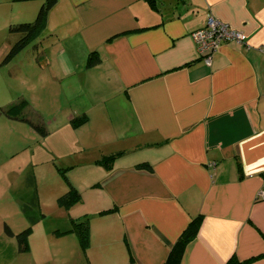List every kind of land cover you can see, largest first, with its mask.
Segmentation results:
<instances>
[{
  "label": "crops",
  "instance_id": "1",
  "mask_svg": "<svg viewBox=\"0 0 264 264\" xmlns=\"http://www.w3.org/2000/svg\"><path fill=\"white\" fill-rule=\"evenodd\" d=\"M41 4L0 0V52L19 35L9 24L32 20ZM209 17L246 40L222 43L205 64L192 32ZM42 40L15 61L33 67L26 77L35 86H56L61 112L45 137L55 135L52 160L87 166L125 152L109 167L77 169V188L82 181L88 190L90 264H163L198 213L180 264H224L231 255L264 264V0H156V8L56 0ZM91 51L100 61L87 67ZM81 112L87 121L72 126ZM142 161L152 169L137 168ZM114 242L120 262L103 247Z\"/></svg>",
  "mask_w": 264,
  "mask_h": 264
},
{
  "label": "rangeland",
  "instance_id": "2",
  "mask_svg": "<svg viewBox=\"0 0 264 264\" xmlns=\"http://www.w3.org/2000/svg\"><path fill=\"white\" fill-rule=\"evenodd\" d=\"M28 48L18 56L24 57L32 46ZM5 50L0 52V62ZM15 60L0 64V107L23 97L49 130L50 125L53 127L49 124L50 117L61 112L58 104L53 103L56 86H35L31 78L26 77L33 67L20 66ZM13 70L16 73L11 75ZM31 117L37 119L38 116L32 113ZM45 137L39 136L26 121L0 113V264H90L87 251L89 247L93 249L95 242L91 246L88 240L84 251L76 232L54 234L56 229H68L71 217L85 213L88 190H84L85 182L81 181L80 201L69 206L56 203V197L65 190L66 184L58 172L57 159L52 160L48 148L55 144V135L49 143ZM80 176L81 172L77 171L76 181ZM5 223L15 235L25 228L30 229L27 250L19 252L15 236L5 233ZM110 245L103 246L105 251L113 262H120L121 248L115 242Z\"/></svg>",
  "mask_w": 264,
  "mask_h": 264
},
{
  "label": "trees",
  "instance_id": "3",
  "mask_svg": "<svg viewBox=\"0 0 264 264\" xmlns=\"http://www.w3.org/2000/svg\"><path fill=\"white\" fill-rule=\"evenodd\" d=\"M56 0H42V4L40 5L35 17L32 20H23V21H16L9 24L8 30L10 32L18 33V37L15 41L10 45V47L4 53L0 64L5 65L11 61H13L17 55H19L27 46L30 44L32 46V50L34 52L36 49L39 48L43 44V40L41 42L35 41L40 34V30L44 25L45 15L47 11L54 5ZM149 4L156 8V0H147ZM34 41V42H33ZM36 47V48H35ZM39 53V51H37ZM100 61V57L96 51L89 52L87 59H86V66L90 67L95 65ZM21 66V64H20ZM16 73V71H11V75ZM32 109H29V103L23 97L17 99L16 101L0 107V113H3L5 116L10 118H17L20 120L26 121L30 126L39 134L41 137H45L48 134V128L43 119H41L40 115L37 112H33L37 117L34 119L31 117L32 113H30ZM40 116V117H39ZM88 119V115L86 112H81L78 115L71 117L70 124L72 126H79L84 124ZM125 154L124 151H117L110 154L102 155L101 157L97 158L93 164L87 166H72V165H59L57 167L58 172L62 175L63 180L65 181L66 188L65 190L56 197V203L59 206H69L77 203L81 200V193L79 192L77 185H76V171L80 168L82 171L87 170L88 168H92L93 166H103L109 167L111 166L114 161L119 158L121 155ZM137 168H144L151 170L152 166L150 163L146 161H142L136 164ZM73 171L71 175L69 172ZM75 182H74V181ZM29 182H32L29 179ZM257 198H261L257 196ZM116 207H109L101 209L98 214L105 215L114 211ZM90 220V215L82 214L78 215L77 217L70 218V227L64 230H54L55 235H61L66 233H77L78 234V241L81 244L82 249L85 251L86 246L88 244V224ZM203 221V214L198 213L191 217L187 222L186 226L183 228L181 233L169 247L168 253L163 264H180L183 258V254L185 251L186 246L188 243L195 238L197 233L199 232L201 223ZM5 233L9 236H15V239L18 243V250L25 251L28 249V235L30 232L29 228H25L18 232L16 235L11 230V228L5 223L4 224ZM249 259V258H248ZM247 259L240 260L235 255H231L224 264H245Z\"/></svg>",
  "mask_w": 264,
  "mask_h": 264
},
{
  "label": "built area",
  "instance_id": "4",
  "mask_svg": "<svg viewBox=\"0 0 264 264\" xmlns=\"http://www.w3.org/2000/svg\"><path fill=\"white\" fill-rule=\"evenodd\" d=\"M192 37L197 54L205 64L210 63L213 52L222 43L226 41L244 42L246 40L245 34L230 28L227 24L214 17H209L204 26L194 30ZM258 196L264 198V190L259 192Z\"/></svg>",
  "mask_w": 264,
  "mask_h": 264
}]
</instances>
